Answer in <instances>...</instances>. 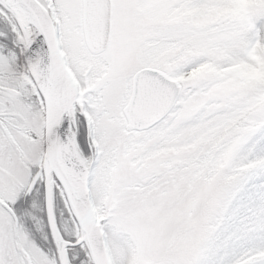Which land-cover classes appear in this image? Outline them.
<instances>
[{"label": "snow or ice", "instance_id": "6c2138e0", "mask_svg": "<svg viewBox=\"0 0 264 264\" xmlns=\"http://www.w3.org/2000/svg\"><path fill=\"white\" fill-rule=\"evenodd\" d=\"M0 264H264V0H0Z\"/></svg>", "mask_w": 264, "mask_h": 264}]
</instances>
